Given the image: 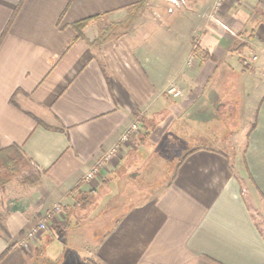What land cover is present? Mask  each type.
I'll return each mask as SVG.
<instances>
[{"label":"crops","instance_id":"obj_1","mask_svg":"<svg viewBox=\"0 0 264 264\" xmlns=\"http://www.w3.org/2000/svg\"><path fill=\"white\" fill-rule=\"evenodd\" d=\"M140 1L133 30L94 41ZM212 1L186 0L170 22L165 0H0V264H264V0H226L223 26ZM82 19L85 38L74 39ZM153 20L155 41L140 42ZM218 73L240 75L251 111L233 154L230 136L222 147L184 143L211 120ZM138 116L155 123L145 139L131 135L85 180ZM169 136L183 158L150 185L156 141ZM20 162L37 182L14 174Z\"/></svg>","mask_w":264,"mask_h":264},{"label":"rangeland","instance_id":"obj_2","mask_svg":"<svg viewBox=\"0 0 264 264\" xmlns=\"http://www.w3.org/2000/svg\"><path fill=\"white\" fill-rule=\"evenodd\" d=\"M185 2L186 0H183V3ZM159 5H160L161 15L163 17H166L165 18L166 21L172 22L174 18L176 17L177 8L168 2H162ZM167 6H171L172 10L167 11ZM141 10L142 9H140L135 14V16L132 19V22L129 24L127 28L117 29L115 33L111 35L110 37L120 34L125 30H129V29L133 30L136 27L135 25L138 24V22L136 23L135 21H136L137 15L139 14ZM157 20L160 21L161 19H157ZM114 22H119V21H112L106 26H104L103 28L105 29L106 27H108V25ZM103 28H100V31ZM159 30L160 28L157 27L155 20L151 21L148 27H145L142 29L141 31L142 34H141V38L139 39V41L140 42L146 41L145 43L155 41V37L158 34ZM164 30L166 31L165 32L166 35L174 34L175 31H177V34L178 32L179 34H182L183 32H185L184 28L167 27ZM100 31L96 39L99 37ZM143 33L145 35H143ZM193 60L194 59L191 58V61ZM229 73H224L223 76H219V73H218L217 75L213 76L214 82L212 86H213L214 91L212 92L213 98L211 101L212 102L211 105H212V111L214 110L213 111L214 113L211 117V120H209V122H206L205 124L202 123L200 125H197L196 131L194 132L192 138L184 141V143H187L189 145L193 143V144H206V145L214 146V147H222L221 145L222 142L226 140L227 136H230L232 140L228 141L227 145L225 146L226 151L230 152V154H233L236 148L237 150H239V141H238L239 139H236L235 137V136H238L237 135L238 132H236V134L234 135L232 134L234 131H239L242 126L246 125V123H244V119H245L244 117H247V115L251 117V111L248 114V111L246 112V110L242 109V105H243L242 101H244V97H243L244 89L242 88L240 75H235L232 73L229 74ZM167 94H170V92H168ZM143 119H144L143 116L141 117L138 116L136 117V120H138V122L133 121L131 123V124H135L138 129L135 131V133H131L128 136L126 143H128L131 135H136L137 137L139 136V138L141 137L140 139H142L143 141L145 139V134L143 133V136H140L141 131L144 132L146 130H151L153 128V125L155 123H153L152 121H148L147 118L144 121L145 127L143 126V124L141 125L140 123L143 122ZM126 129L127 128H125L123 131H125ZM201 129L205 130V132L202 131L200 133ZM149 142H152V141H149ZM180 142L181 141H179V143ZM126 143H123V145L121 144L122 145L121 147H124ZM179 143L177 144V141L171 138L170 136L167 137V139L163 138L161 140L156 141V146H155L157 148L156 152H157V155H160V158H161L160 160H162V163L160 164L159 168L155 167V174L149 180L150 185H153L156 180L164 179L166 176H168L169 175L168 170L172 171L174 164L177 163L178 161H181L183 156H182V153L180 154V152H182V149L180 148ZM176 145L178 146L175 147ZM156 157H159V156H156ZM12 164L14 165V163ZM15 164L17 166V170L14 173L15 175H18L19 178H21L22 180H24L25 177L30 176V174L26 176V174L22 173V171L24 170L23 163L20 162V163H15ZM33 176L34 175L32 174L31 177ZM36 177L38 178V176ZM55 207H57V204H55L52 208H55ZM40 219L41 218H39L38 220Z\"/></svg>","mask_w":264,"mask_h":264},{"label":"built area","instance_id":"obj_3","mask_svg":"<svg viewBox=\"0 0 264 264\" xmlns=\"http://www.w3.org/2000/svg\"><path fill=\"white\" fill-rule=\"evenodd\" d=\"M165 1H167L168 3H170L171 5L175 7L183 3V0H165ZM225 1L226 0H213L211 4L210 13H209L210 18L213 19V21L219 23L221 26H223V24L219 21L218 13L220 9L222 8V6L224 5ZM171 10H172L171 6H169L168 11H171ZM191 58H190V62H191ZM251 58L252 60H255L256 56L253 55ZM173 94L176 95L177 92H174ZM137 129L138 128L136 127L135 124H131L127 127L125 131L121 132L117 140L106 151H104L101 156H99L96 159L93 165L84 174V179L87 181L93 179L96 175L99 174L100 170L104 168L108 162L114 159H117L120 155L119 152L121 150V146L123 145V143H126L128 136L131 133H135ZM59 212H60V208L57 205V207L51 208L50 210H48L41 217L40 220H38L33 225H31L28 229H26L23 235V238L20 241L21 246L23 248H28L32 242H35L38 239V237L48 228L49 226L48 219L52 218V216L55 213H59Z\"/></svg>","mask_w":264,"mask_h":264},{"label":"trees","instance_id":"obj_4","mask_svg":"<svg viewBox=\"0 0 264 264\" xmlns=\"http://www.w3.org/2000/svg\"><path fill=\"white\" fill-rule=\"evenodd\" d=\"M143 7V1L137 2L133 5H131L128 8V13L126 15V17L119 22H114L111 23L110 25H108V27H106L105 29L103 28L100 31L99 37L97 39H95L96 43H102L103 41L107 40L111 35H113L115 33V31L119 28H127L129 26V24L132 22L133 17L135 16V14ZM91 21V19H82L79 21H76L74 23H72L70 26L71 28L75 31V36L74 39L76 38H82L84 39V34H83V30L84 28L89 24V22ZM194 51L197 49V46L194 44ZM14 172L17 169H13ZM24 180H28L31 183H35L37 182L38 178L34 175L33 177H31V175L29 177H25Z\"/></svg>","mask_w":264,"mask_h":264}]
</instances>
